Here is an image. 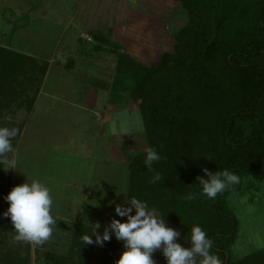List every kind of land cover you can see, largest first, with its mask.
<instances>
[{
    "label": "rangeland",
    "instance_id": "obj_1",
    "mask_svg": "<svg viewBox=\"0 0 264 264\" xmlns=\"http://www.w3.org/2000/svg\"><path fill=\"white\" fill-rule=\"evenodd\" d=\"M186 18L179 4L167 0H0V47L24 56L19 60L22 67L8 76L5 94L0 97L4 106L0 127L20 130L11 141L13 151L8 153L16 169H0V264H115L116 254L124 250L123 241L112 235L103 246H85L76 236L80 226L94 231L99 224L97 231L102 235L114 219L126 220L109 202L124 203L123 195L116 197L115 193L125 185L126 195L137 198L131 166L132 159L148 149L142 141L145 121L139 103L129 97L133 85L129 81L130 85H125L129 98L125 97L117 111H111L113 121L106 126V135H99L102 124L92 117L82 118L87 124L82 130L77 126L81 112L74 104L98 89L89 82L88 73L95 75L102 61L90 60L93 65L85 66L81 77L70 69L84 65L87 55L95 60L105 57L118 65L128 54L144 66H157L164 55L174 52L175 31L185 26ZM97 32L109 42H98ZM109 52L116 58L108 57ZM104 72L101 69L99 78L109 81ZM212 78L225 88L219 76ZM108 96L105 94L104 102ZM98 104V110L107 106L102 101ZM137 114L142 117L143 131L136 130ZM121 125L128 128L127 133L119 131ZM113 135L118 140L112 141ZM120 143L132 147L112 153L114 144ZM2 167L6 170L7 165ZM34 180L50 188L54 201L51 214L57 222L52 237L43 245L17 241L10 218L3 216L9 207L4 197L13 187ZM243 184V191L222 202L238 225L228 243L231 264L264 252V211L255 214L250 201L251 187L260 186L261 191L252 195L264 200V181L252 183L249 177ZM222 220L228 227L232 225L229 218ZM171 228L180 234L178 242L186 245L180 227ZM158 253L162 250L154 254Z\"/></svg>",
    "mask_w": 264,
    "mask_h": 264
},
{
    "label": "trees",
    "instance_id": "obj_2",
    "mask_svg": "<svg viewBox=\"0 0 264 264\" xmlns=\"http://www.w3.org/2000/svg\"><path fill=\"white\" fill-rule=\"evenodd\" d=\"M167 1L179 4L187 17L185 26L175 31L174 52L153 67L128 54L117 65V73L133 82L129 97L139 103L146 146L162 157L153 170L144 164L146 152L134 157L133 185L137 198L146 201L150 210L157 209L168 227H180L188 245L191 228L199 225L213 241L212 254L222 264L228 254L231 264L228 243L238 225L222 202L264 167V0ZM95 34L98 42H109L100 32ZM21 57L0 47V97L8 76L22 67ZM212 75L219 76L224 84L218 85L224 89L213 83ZM3 108L0 103V115ZM204 168L232 170L240 182L212 200L187 199L200 192L197 177L204 176ZM156 173L163 178L153 184ZM223 217L232 225L223 223ZM84 231L93 229L80 226L77 240L88 235ZM263 255L258 252L237 264H264ZM153 259L167 264L162 253Z\"/></svg>",
    "mask_w": 264,
    "mask_h": 264
},
{
    "label": "clouds",
    "instance_id": "obj_3",
    "mask_svg": "<svg viewBox=\"0 0 264 264\" xmlns=\"http://www.w3.org/2000/svg\"><path fill=\"white\" fill-rule=\"evenodd\" d=\"M135 120L136 130L143 131L142 117L137 114ZM119 131L127 133L128 128L121 125ZM19 132L18 128L0 127V169L4 171L16 169V162L8 158V153L13 151L11 141ZM161 159L159 152L154 147H149L144 164L149 170H153V164ZM4 165H7L6 170L2 167ZM202 171L204 176L197 177L200 192L190 194L187 197L189 200H195L199 196L212 200L240 182L239 176L232 170L212 172L204 168ZM162 178L161 174L156 173L151 182L155 184ZM126 193V185L115 193L116 197L123 195V204H116L115 200L109 202V206L115 204L116 214L121 218L126 217V220L121 222L114 219L110 230L105 229L102 235L97 231L100 225L96 224L91 234L82 236L85 246L94 243L103 246L114 235L118 241H123L124 248L115 264H156L153 254L157 250H162L167 264H222L221 259L212 254L213 241L199 225L191 228V248L184 247L178 242L180 234L167 226L165 218L158 216L157 209L150 210L146 201L136 197L129 198ZM4 199L9 207L3 216L10 218L17 241L43 245L52 237L57 222L51 214L54 201L49 187L38 180L25 182L13 187ZM93 236L96 237L95 241ZM197 257L202 259L198 260Z\"/></svg>",
    "mask_w": 264,
    "mask_h": 264
},
{
    "label": "crops",
    "instance_id": "obj_4",
    "mask_svg": "<svg viewBox=\"0 0 264 264\" xmlns=\"http://www.w3.org/2000/svg\"><path fill=\"white\" fill-rule=\"evenodd\" d=\"M104 52V51H103ZM109 56L108 57H112V58H116L114 56H116L115 54L113 55V53L109 52ZM113 55V56H112ZM90 55H87V62H85L84 65L79 66V69H70L72 72V74L76 75V76H83V74L86 71V69H84L85 66L88 65V67L90 65H93L92 63L89 64L88 62L91 61H99V59L102 62L100 63V67L98 66L96 67V69H98L99 71H95V75L94 74H89V82L91 84H95L96 88H98L96 91H94V93L92 94V92H90V95H83V97L81 98L80 102L78 104H74V106L77 108L76 111H80L81 112V118L79 119V121L77 122V126L81 127L82 126V130L86 128L87 124L82 120V118H90L92 117L94 119V121L96 123H101L102 125L100 126V131H98L99 135L102 137H104L106 135V126L111 123L113 121V117H112V112L111 111H117V107L119 108L125 100V97H128L127 92L128 90V86L125 85H130V82L132 81L130 78L128 77H124L121 76L117 73V62L115 63L114 60H109L105 57L103 58H96V60L94 59L93 56L89 57ZM82 62V61H81ZM84 63V62H83ZM93 67V66H92ZM87 68V67H86ZM102 69V72H104L106 69L108 70V72H104L103 76L105 77H110L109 81H104L101 80L99 77L101 76L100 71ZM110 73V75L108 74ZM95 77V78H93ZM99 78V79H98ZM70 80V78L68 79ZM66 80L65 83L69 84V81ZM130 81V82H129ZM133 84V82H131ZM84 92V91H83ZM110 93L111 96H108ZM120 93V94H119ZM105 94H107L108 96V100L107 102L105 101ZM129 98V97H128ZM102 101V105L107 103L104 106H102L100 108V110H98V103ZM107 107H112L114 108V110L112 109H108ZM113 140H118L119 137H114V135L112 136ZM131 137V136H129ZM130 142L134 143L135 141L133 140H129ZM142 141H145V145H146V134H145V138L142 139ZM117 147V148H116ZM124 147V148H123ZM131 144L130 145H121V143L119 145H115L112 148V153L116 150H125L127 148H131ZM146 152V151H145ZM143 154V153H141ZM264 167H262L260 170H258L257 172H255L254 174L248 176L252 177V183L257 182V181H264V174H259V171H263ZM251 207L253 209V212H256L255 214H258L259 212H263L264 211V200H258L256 198L253 197L252 194H254L255 192H260L261 190V186L258 189L252 188L251 187ZM254 189V190H253ZM242 191L244 190V184L242 185ZM264 195V193H262ZM253 214V213H252ZM254 214V215H255ZM259 216L256 218L258 220Z\"/></svg>",
    "mask_w": 264,
    "mask_h": 264
},
{
    "label": "water",
    "instance_id": "obj_5",
    "mask_svg": "<svg viewBox=\"0 0 264 264\" xmlns=\"http://www.w3.org/2000/svg\"><path fill=\"white\" fill-rule=\"evenodd\" d=\"M228 261H229V255L226 254V264H228Z\"/></svg>",
    "mask_w": 264,
    "mask_h": 264
},
{
    "label": "built area",
    "instance_id": "obj_6",
    "mask_svg": "<svg viewBox=\"0 0 264 264\" xmlns=\"http://www.w3.org/2000/svg\"><path fill=\"white\" fill-rule=\"evenodd\" d=\"M90 40V39H89Z\"/></svg>",
    "mask_w": 264,
    "mask_h": 264
}]
</instances>
